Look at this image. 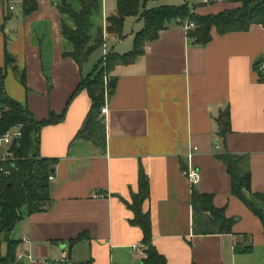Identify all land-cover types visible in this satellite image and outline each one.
<instances>
[{
  "label": "crops",
  "instance_id": "0c3cea01",
  "mask_svg": "<svg viewBox=\"0 0 264 264\" xmlns=\"http://www.w3.org/2000/svg\"><path fill=\"white\" fill-rule=\"evenodd\" d=\"M184 2L180 0L177 4ZM99 22L104 43L81 67L65 55L70 48L54 0H38L31 13L21 0H0V67L8 95L26 104L37 120L50 113L65 117L44 124L38 154L57 158L50 178L52 205L25 213L11 230L18 239L20 264H143V229L131 223L128 202L139 190L142 165L150 182L143 210L150 212L152 242L167 264H264V224L232 193L221 151L243 155L251 173L250 191L264 193V26L220 33L198 43L177 19L146 42L145 52L115 65L114 92L107 99L106 145L75 138L91 103L86 88L72 96L81 78L108 52H127L144 18L127 15L123 35L107 31V16L117 0H102ZM151 0L147 5L171 4ZM196 13H216L238 6L229 0H194ZM7 5L9 8L7 10ZM11 6H14L11 8ZM15 57L6 66L5 49ZM25 70L27 86L19 79ZM70 99V100H69ZM229 108L230 130L220 133V113ZM196 146L191 157V149ZM0 145V156L6 150ZM199 171L197 182L184 173ZM213 195V202L233 217L231 232H201L208 219L192 203V190ZM80 236L71 243L70 240ZM251 247L250 251L243 248ZM8 243L0 233V254ZM76 257V258H75Z\"/></svg>",
  "mask_w": 264,
  "mask_h": 264
},
{
  "label": "trees",
  "instance_id": "16d2710c",
  "mask_svg": "<svg viewBox=\"0 0 264 264\" xmlns=\"http://www.w3.org/2000/svg\"><path fill=\"white\" fill-rule=\"evenodd\" d=\"M61 13V29L70 48L64 50L65 55L72 56L82 67L90 54L104 43L103 25L99 22L102 14V0H54ZM151 0H117L116 12L108 15L107 31L123 35L122 29L127 15H138L144 18V26L134 36L133 48L127 52L112 51L102 56L91 72L81 78V82L73 91L70 99L79 90L86 88L90 94L91 103L75 138L89 139L92 143L104 148L106 145V123L102 106L113 94L114 86L110 85L113 78L110 73L115 65L128 63L137 59L145 52V44L155 40L160 30L166 28L172 19L185 23L193 20L195 25L187 29L188 34L196 42L202 44L212 38V28L220 33L232 30H247L251 24L264 26V0H229L240 2L238 6L226 8L216 13H196L193 11L191 0L182 3L160 4L148 6ZM38 0H21L22 11L31 13L38 7ZM6 66L11 65L15 70V57L8 48L5 49ZM6 70L0 67V135L10 128L19 126L21 134L14 138L10 150L12 157L0 164V233H4L8 243L6 254H0V264H20L16 261V244L18 239L11 237L15 223L25 213L41 211L52 205L50 175L57 158L40 156L38 154L39 132L44 124L55 123L65 117L67 109L61 113L51 112L47 118L37 120L26 104L8 95L5 89ZM19 79L27 86L25 70L19 73ZM69 99V100H70ZM230 114L227 107L220 113V133L225 135L230 130ZM227 166L231 179L232 193L239 196L251 208L264 224V193L250 191L251 173L242 166L243 155L234 154L228 150L217 154ZM139 190L132 193L133 201L128 202L135 212L131 223L138 224L143 229L142 242L145 245L143 264H167L163 256L152 242L153 227L150 212L143 210V202L150 192V182L145 168L140 165ZM4 169L8 170L6 172ZM192 203L199 212H209L208 219H199L196 228L201 232L218 231L231 232L233 217L225 213L224 208L217 207L213 195L192 190ZM80 236L71 239L74 243ZM250 251L251 247L243 248ZM77 264V263H75Z\"/></svg>",
  "mask_w": 264,
  "mask_h": 264
},
{
  "label": "built area",
  "instance_id": "2783aa9c",
  "mask_svg": "<svg viewBox=\"0 0 264 264\" xmlns=\"http://www.w3.org/2000/svg\"><path fill=\"white\" fill-rule=\"evenodd\" d=\"M209 1V0H205ZM14 6H11L13 8ZM195 25L193 20L187 19L185 23L183 24V27L185 30L193 27ZM261 67H264V62L261 64ZM102 112L106 113L108 111V108L106 104H104L102 107ZM21 134L19 126H15L10 128L7 132L0 135V145H6V150L3 152V154L0 156V163L2 161H7L12 157V150H10L12 144L14 143V138L18 137ZM197 147L194 146L191 151L189 152L188 156L191 157V155L194 153L195 149ZM0 169H3V166L0 164ZM6 172H9L8 170L4 169ZM184 173L188 176V179L191 180V182H197L199 178V171L197 168L192 165L188 164L187 167L184 168ZM50 178H53V175H50Z\"/></svg>",
  "mask_w": 264,
  "mask_h": 264
},
{
  "label": "rangeland",
  "instance_id": "374dc122",
  "mask_svg": "<svg viewBox=\"0 0 264 264\" xmlns=\"http://www.w3.org/2000/svg\"><path fill=\"white\" fill-rule=\"evenodd\" d=\"M161 1H162V2H171V1H172V2L175 3V2H179L180 0H161ZM193 1H194V0H191V2H193ZM6 6H7V10H8L9 5L6 4ZM9 9H10V8H9ZM97 48H99V47H97ZM75 258H76V257H75ZM77 262H78V261L75 260V263H77ZM84 264H86L85 261H84Z\"/></svg>",
  "mask_w": 264,
  "mask_h": 264
},
{
  "label": "water",
  "instance_id": "95a60500",
  "mask_svg": "<svg viewBox=\"0 0 264 264\" xmlns=\"http://www.w3.org/2000/svg\"><path fill=\"white\" fill-rule=\"evenodd\" d=\"M114 81H115V79H112L111 81H110V85H113L114 84ZM53 170V169H52Z\"/></svg>",
  "mask_w": 264,
  "mask_h": 264
}]
</instances>
